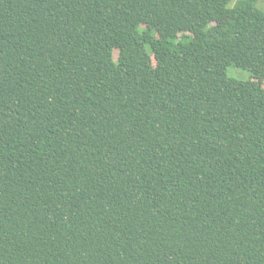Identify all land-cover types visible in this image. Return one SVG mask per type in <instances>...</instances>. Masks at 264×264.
<instances>
[{
	"label": "trees",
	"instance_id": "1",
	"mask_svg": "<svg viewBox=\"0 0 264 264\" xmlns=\"http://www.w3.org/2000/svg\"><path fill=\"white\" fill-rule=\"evenodd\" d=\"M261 1L0 0V264H264Z\"/></svg>",
	"mask_w": 264,
	"mask_h": 264
},
{
	"label": "rangeland",
	"instance_id": "2",
	"mask_svg": "<svg viewBox=\"0 0 264 264\" xmlns=\"http://www.w3.org/2000/svg\"><path fill=\"white\" fill-rule=\"evenodd\" d=\"M261 7L264 8V0L261 1ZM228 76L238 81H248L251 79V73L236 66H230L228 68Z\"/></svg>",
	"mask_w": 264,
	"mask_h": 264
}]
</instances>
